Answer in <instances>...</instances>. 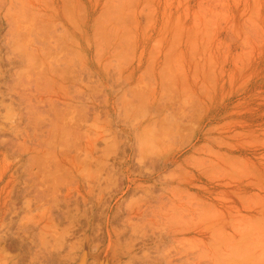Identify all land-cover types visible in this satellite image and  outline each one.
I'll return each mask as SVG.
<instances>
[{
    "label": "rangeland",
    "instance_id": "obj_1",
    "mask_svg": "<svg viewBox=\"0 0 264 264\" xmlns=\"http://www.w3.org/2000/svg\"><path fill=\"white\" fill-rule=\"evenodd\" d=\"M126 212L160 236L135 243ZM133 244L136 264H264V0H0V264Z\"/></svg>",
    "mask_w": 264,
    "mask_h": 264
},
{
    "label": "bare ground",
    "instance_id": "obj_2",
    "mask_svg": "<svg viewBox=\"0 0 264 264\" xmlns=\"http://www.w3.org/2000/svg\"><path fill=\"white\" fill-rule=\"evenodd\" d=\"M161 161H162V159H161ZM166 165H167V164H166ZM149 178H150V176H149ZM146 188H147V187H146ZM167 190H168V189H167ZM169 190L171 191V189H169ZM173 191H174V190H173ZM148 195H149V194H148ZM85 200H86V199H85ZM94 203H95V202H94ZM94 203L91 204L89 207H91V211H92V213H93V211H98L97 213L99 214V216H100V218H101L102 215H103V213H105V210H104L105 208H103V207H105V206H104L105 201H104V203L101 202V201H98V202L95 203V204H94ZM85 204L88 205V201H86ZM167 204H168V203H167ZM105 205H106V203H105ZM122 205H123V204H122ZM122 205H121V206H122ZM169 205L172 206V205H174V203L172 204V202H171V204H169ZM121 206L119 207L120 209H122ZM150 206H151V205H150ZM162 207H163V206H162ZM162 207H161V210L163 209ZM175 207H176V206H174V208H175ZM125 208H126V207H125ZM125 208H124V209H125ZM172 208H173V206H172ZM130 209H131V208H130ZM130 209H129V210H130ZM150 209H151V208L149 207V210H150ZM103 210H104V211H103ZM129 210H128V211H129ZM133 210H134V209H133ZM173 210H174V209H173ZM182 210H183V209H181V211H182ZM131 211H132V210H130L129 213H130ZM138 211H139V210H138ZM138 211H135V210H134V213H135V215H136L137 217L140 215V213H139ZM144 211H145V210H144ZM147 211H148V209H147ZM152 211H153V210H152ZM155 211H156V210H155ZM158 211H159V208H158ZM170 211H171V210H170ZM178 211H179V210H178ZM184 211H185V209H184ZM184 211H183V212H184ZM117 212H118V211H117ZM119 212H120V211H119ZM121 212H122V211H121ZM137 212L139 213V215H138ZM145 212H146V211H145ZM148 212H149V211H148ZM148 212L145 214V216H146L147 214H149ZM161 212H165V211H161ZM161 212H160V213H161ZM171 212H172V211H171ZM175 212H176V211H175ZM94 213H95V212H94ZM126 213H127V215H128V212H126ZM134 213L132 212V215H133V216H134ZM136 213H137V214H136ZM154 213H155V212H152V213H151V210H150V215H151V214H154ZM160 213H159V214H160ZM165 213H167V212H165ZM169 213H170V212H168V214H169ZM155 214H156V213H155ZM159 214H157V215H159ZM181 214H183V213H181ZM114 215H115V214H114ZM129 215H130V214H129ZM129 215H128V217H130V218L127 217V218L124 219L123 222H122V223H124V224H123L124 227L122 228V232H125V231L127 230V226H129V224H131V227L133 228V232H132V233H135V232H136V233H135V236L137 235V233H139V234L135 237L136 239H135L134 241H135V243H136V241H137V242H140L139 240H137V238L139 239L138 236L140 235L141 232L143 233L144 230H143V228L141 227L140 224L138 225V223L132 222V221H133V216H132V215L129 216ZM175 215H176V214H175ZM175 215L173 214V217H171V218H173L174 221L176 220ZM115 216H117L118 218L121 217V219H123L122 216H120L119 214H117V215H115ZM131 216H132V217H131ZM140 216H141V215H140ZM147 216H149V215H147ZM171 216H172V214H171ZM179 216H180V215H179ZM179 216L177 215V217H179ZM155 217H157V216H155ZM158 217H159V216H158ZM165 217H170V215H169V216H165ZM174 217H175V219H174ZM98 218H99V217H98ZM124 218H125V217H124ZM131 218H132V220H131ZM160 218H161V217H160ZM162 218H163V217H162ZM102 219H103V218H102ZM145 219H146V218H145ZM158 219H159V218H158ZM165 219H166V218H164V220H165ZM167 219H168V218H167ZM97 220H98V219H97ZM97 220H96V221H97ZM108 220H110V219H108ZM164 220H163V221H164ZM169 220H170V219H169ZM169 220H168L167 223L170 224V221H169ZM78 221H79V220H78ZM96 221H95V222H96ZM98 221H99V222H98ZM98 221H97L96 224H94V223H95V222H94L93 224L90 225V230L92 231V233H94V234L96 235V238H95V237L93 238L96 242L93 240L92 243H91V244H93V245H96L98 242H99V244H100V241L102 242V239H103V238L101 239V237H102L103 234H105V231H104V230H105L106 228H104V227H106V226L103 225V223L101 222L100 219H99ZM115 221H118V220H115ZM121 221H122V220H121ZM141 221H142V220H141ZM146 221H147V220H146ZM146 221H144L143 223H146ZM165 221H166V220H165ZM171 221H172V220H171ZM180 221L183 222L184 219H182V220H180ZM72 222H73V221H72ZM76 222H77V221H76ZM107 222H108V221H107ZM112 222H113V221H112ZM139 222H140V221H139ZM158 222H159V221H158ZM158 222H155V221H154V223H158ZM160 222H162V221H160ZM177 222H178V219L176 220V224H178ZM181 222H180V223H181ZM185 222H186V221H185ZM185 222H184V223H185ZM78 223H79V222H78ZM147 223L149 224V220H148ZM150 223H153L152 219H151V222H150ZM154 223H153V224H154ZM187 223H188V222H187ZM110 224H111V222H110ZM136 224H137L138 226H137ZM161 224H162V223H161ZM161 224H160V225H161ZM171 224H172L171 226H174L173 223H171ZM119 225H120V224H119ZM143 225H144V224H143ZM143 225H142V226H143ZM186 225H187V224H186ZM139 226H140V228H139L138 230H140V229L142 228V229H141V232L135 231ZM169 226H170V225H169ZM175 226H176V225H175ZM187 226H188V225H187ZM161 227H163V226L161 225ZM185 227H186V226H185ZM132 228H130L131 231H132ZM148 228H149V227H147L146 229H148ZM152 228L156 229V228H158V226H157L156 228H155V227H152ZM152 228H151V229H152ZM146 229H145V233L148 231V230H146ZM161 229H162V228H161ZM186 229H187V228H186ZM124 230H125V231H124ZM142 230H143V231H142ZM157 230H159V229H156V233H158ZM182 230H183V229H182ZM69 231H70V230H69ZM80 231H81V230H80ZM183 231H185V230H183ZM122 232H121V231L119 232V230H118V232H116V233H117V240L119 239V241H120V242L117 241V242H118L117 244H119V245H117V246H119V247L123 245V244H122V241H127V240L129 241V238H130V237H129V238H127V239H122V240H120V239L123 237V236H121V238H120V235H123ZM153 232H154V231L151 232V230L149 231V233L154 234L155 232H154V233H153ZM69 233H70V232H69ZM81 233H82V232H81ZM127 233H128V232H127ZM142 233H141V234H142ZM145 233H143L144 235L142 234V236H140V237H142V239L145 238V236H147V235L149 234L148 232H147L148 234H145ZM156 233H155V234H156ZM160 233H161V232H160V230H159L158 236H160V235H159ZM165 233H166V232H165ZM71 234H72V233H71ZM130 234H131V232H130ZM85 235H86V234H85ZM110 235H111V234H109L108 236H110ZM163 235H164V234H163ZM125 236H126V235H125ZM158 236H157V237H158ZM69 237H71V236H69ZM118 237H119V238H118ZM133 237H134V236H132L131 238L133 239ZM147 237H149V236H147ZM162 237H163V236H162ZM79 238H80V237H79ZM110 238H111V237H110ZM151 238H152V236H151ZM153 238H154V237H153ZM155 238H156V237H155ZM164 238H165V237H164ZM182 238H183V237H182ZM185 238H186V237H185ZM74 239H76V238H74ZM74 239H73V240H74ZM142 239H141V240H142ZM146 239L149 240V238H145V241H146ZM186 239H187V238H186ZM97 240H98V242H97ZM143 240H144V239H143ZM159 240H160V239H159ZM183 240H184V239H183ZM83 241H84V239H83ZM128 241H127V242H123V243H125V246H124V247H127V246L129 245V244H128ZM145 241H144V243H146ZM184 241H186V240H184ZM65 242H66V241H65ZM68 242H70V241H68ZM93 242H94V243H93ZM110 242H111V241H110ZM141 242H142V241H141ZM158 242H159V241H158ZM186 242H187V241H186ZM95 243H96V244H95ZM120 243H121L122 245H121ZM170 243H171V241H170ZM170 243H169V245H170ZM178 243H179V241H178ZM181 243H185V242L181 241V242H180V245H181ZM89 244H90V243H89ZM127 244H128V245H127ZM172 244H173V242H172ZM172 244H171V245H172ZM59 245H61V244H59ZM113 245H114V244H113ZM113 245L111 244V247H113ZM126 245H127V246H126ZM135 245H137V244H133L132 247H131L130 249L127 250V253H125V252H126V251H125L126 249L123 250V251H124V253H123L124 255L129 254V255L133 256V257L130 258L129 260H128V259H127V260H124V258H123V260H124L123 263L127 264L126 261L129 262L131 259L136 258V255H137V254H134V255H133V252H134V251H135L134 253H136V246H135ZM158 245H159V244H158ZM169 245H168V246H169ZM187 245H189V244H187ZM187 245H186V246H187ZM91 246H92V245H90V247H91ZM97 246H98V245H97ZM97 246H92V247L95 248V247H97ZM129 246H130V245H129ZM153 246H154V245H153ZM162 246H163V245H162ZM168 246H167V247H168ZM98 247H99V246H98ZM98 247H97V248H98ZM100 247H101V245H100ZM102 247H103V246H102ZM102 247H101V248H102ZM119 247H118V248H119ZM140 247H141V246H140ZM159 247H160V246H159ZM167 247H166V248H167ZM170 247H171V246H170ZM94 248H93V249H94ZM166 248H165L164 251H165V253L167 254L168 251H166ZM184 248H185V247H184ZM91 249H92V248H91ZM116 249H117V248H116ZM143 249H145V248H143ZM146 249H147V248H146ZM148 249H150V248H148ZM169 249H170V248H168V250H169ZM173 249H175V248H173ZM95 250H96V248H95ZM114 250H115V248H114ZM114 250H113V252L116 253V254H113V256H115V258H114V257H113V258H114L115 260H117V256H118V255H117V251L115 250V251H116V252H115ZM120 250H121V251H119V249H118V251L122 253V249H120ZM83 251H84V250L82 249V252H83ZM99 251H100V250H99ZM147 251H150V250H147ZM156 251H157V250H156ZM161 251L163 252V249H162ZM169 251H170V250H169ZM175 251H176V250H173V254L175 253ZM100 252H101V251H100ZM158 252H159V251H158ZM162 252H161V253H162ZM170 252H172V251H170ZM151 253H152V252H151ZM180 253H181V252H180ZM180 253H178V254H180ZM118 254H119V253H118ZM142 254H143V253H142ZM144 254H145V250H144ZM166 254H165V256H167ZM173 254H172V255H173ZM116 255H117V256H116ZM157 255H158V254H157ZM162 255H163V253H162ZM172 255H169V257H171ZM176 255H177V253H176ZM176 255H175V256H176ZM79 256H80V254H79ZM120 256H121V255H120ZM131 256H129V257H131ZM142 256H143V255H142ZM152 256H153V254H152ZM181 256H182V255H181ZM65 257H66V256H65ZM118 257H119V256H118ZM122 257H123V256H122ZM148 257L151 258V256H148ZM79 258H80V257H79ZM108 258H109V257H108ZM113 258H112V259H113ZM127 258H128V257H127ZM143 258H144V257H143ZM150 258H149V260L154 259V258H151V259H150ZM158 258H159V257H158ZM160 258H163V256L160 257ZM164 258H165V257H164ZM176 258H177V257H176ZM186 258H187V257H186ZM66 259H67V257H66ZM112 259H111V260H112ZM121 259H122V258H121ZM137 259H138V258H137ZM174 259H175V258H174ZM178 259H179V258H178ZM188 259H189V258H188ZM79 260H80V259H79ZM134 260H136V259H134ZM155 260H156V258H155ZM164 260H165V259H164ZM175 260H176V259H175ZM189 260H190V259H189ZM93 261H96V260H93ZM93 261H92V262H93ZM97 261H98V260H97ZM131 261H133V260H131ZM131 261L129 262L130 264L132 263ZM136 261H137V260H136ZM165 261H166V260H165ZM168 261H170V260H168ZM168 261H167V262H168ZM172 261H173V260H172ZM179 261H181V260H179ZM98 262H99V261H98ZM114 262H115V261H114ZM114 262L112 261V263H114ZM133 262H134V261H133ZM145 262H146V261H145ZM89 263H90V262H89ZM93 263H95V262H93ZM103 263H104V262H103ZM115 263H116V262H115ZM117 263H118V261H117ZM121 263H122V262H121ZM129 263H128V264H129ZM138 263H139V261H138ZM138 263H137V264H138ZM148 263H149V262H148ZM172 263H173V262H172ZM176 263H178V262L176 261L174 264H176ZM186 263H187V262H186ZM90 264H91V263H90ZM99 264H100V263H99ZM118 264H119V263H118ZM132 264H136V263H132ZM144 264H145V263H144ZM152 264H155V263H153V261H152Z\"/></svg>",
    "mask_w": 264,
    "mask_h": 264
}]
</instances>
